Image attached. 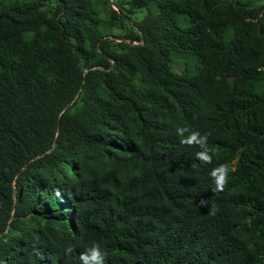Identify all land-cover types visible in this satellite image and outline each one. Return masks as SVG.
Returning <instances> with one entry per match:
<instances>
[{"label": "trees", "instance_id": "1", "mask_svg": "<svg viewBox=\"0 0 264 264\" xmlns=\"http://www.w3.org/2000/svg\"><path fill=\"white\" fill-rule=\"evenodd\" d=\"M117 7L0 0V264H264V0Z\"/></svg>", "mask_w": 264, "mask_h": 264}, {"label": "clouds", "instance_id": "2", "mask_svg": "<svg viewBox=\"0 0 264 264\" xmlns=\"http://www.w3.org/2000/svg\"><path fill=\"white\" fill-rule=\"evenodd\" d=\"M178 132L181 136L184 134V129H178ZM207 142V137H200L199 133H195L191 135L186 140L182 141V143L192 144L196 143L198 145H201L203 143ZM198 158H200L203 161H209L210 158L205 155L204 153H198ZM215 178L216 182V188L217 190H223L224 186L227 183V177H228V168L226 165H221L220 167L216 168L212 174ZM201 206H207V201H201ZM215 208L212 209L211 214H214ZM67 252H71L72 249L68 248L66 250ZM81 260L83 264H105V256L104 253L100 250V245L93 243V245L87 249L85 253L81 255Z\"/></svg>", "mask_w": 264, "mask_h": 264}, {"label": "rangeland", "instance_id": "3", "mask_svg": "<svg viewBox=\"0 0 264 264\" xmlns=\"http://www.w3.org/2000/svg\"><path fill=\"white\" fill-rule=\"evenodd\" d=\"M129 1L131 0H111V5L114 10L118 11V7H117L118 5H124ZM124 8L125 10L128 9V7L126 6ZM143 15L144 13L137 12L134 15H132V18L134 20H139L143 17ZM107 33L112 34L113 36H115V38L124 36L125 34L124 32L115 28H111L110 30H107ZM197 65H198L197 60L192 56L175 55L173 58V68L174 71L178 74L183 73L187 69H195Z\"/></svg>", "mask_w": 264, "mask_h": 264}]
</instances>
